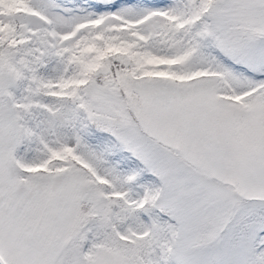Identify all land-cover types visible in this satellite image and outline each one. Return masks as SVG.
I'll list each match as a JSON object with an SVG mask.
<instances>
[{
    "label": "snow or ice",
    "instance_id": "snow-or-ice-1",
    "mask_svg": "<svg viewBox=\"0 0 264 264\" xmlns=\"http://www.w3.org/2000/svg\"><path fill=\"white\" fill-rule=\"evenodd\" d=\"M0 264H264V0H0Z\"/></svg>",
    "mask_w": 264,
    "mask_h": 264
}]
</instances>
